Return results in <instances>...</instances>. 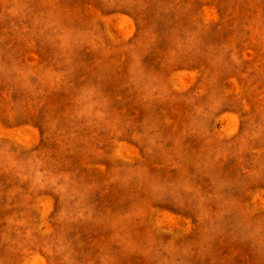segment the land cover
<instances>
[{
  "label": "rangeland",
  "instance_id": "1",
  "mask_svg": "<svg viewBox=\"0 0 264 264\" xmlns=\"http://www.w3.org/2000/svg\"><path fill=\"white\" fill-rule=\"evenodd\" d=\"M0 264H264V0H0Z\"/></svg>",
  "mask_w": 264,
  "mask_h": 264
}]
</instances>
